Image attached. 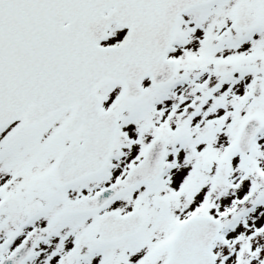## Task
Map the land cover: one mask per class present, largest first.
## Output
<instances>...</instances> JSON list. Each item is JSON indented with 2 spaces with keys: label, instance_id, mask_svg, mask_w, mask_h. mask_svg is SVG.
I'll list each match as a JSON object with an SVG mask.
<instances>
[{
  "label": "snow or ice",
  "instance_id": "snow-or-ice-1",
  "mask_svg": "<svg viewBox=\"0 0 264 264\" xmlns=\"http://www.w3.org/2000/svg\"><path fill=\"white\" fill-rule=\"evenodd\" d=\"M0 264H264V0H0Z\"/></svg>",
  "mask_w": 264,
  "mask_h": 264
}]
</instances>
